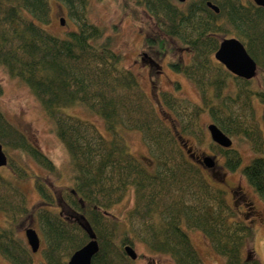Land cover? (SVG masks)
I'll use <instances>...</instances> for the list:
<instances>
[{
	"label": "trees",
	"instance_id": "1",
	"mask_svg": "<svg viewBox=\"0 0 264 264\" xmlns=\"http://www.w3.org/2000/svg\"><path fill=\"white\" fill-rule=\"evenodd\" d=\"M58 1L76 23L69 38L55 36L41 25L51 21L50 0H0V66L27 85L42 104L76 172L72 186L55 191L45 178L8 156L7 168L17 184L34 179L43 202L37 213L46 243L40 264H68L73 253L91 240L85 226L65 218L59 207L82 216L95 233L99 251L92 264H133L125 246L137 242L153 253L170 256L174 264H204L188 229L202 231L225 264H261L257 257L244 255L254 237L253 227L236 218L225 190L208 180L202 160L189 157L176 134L204 142L198 119L208 111L227 135L250 142L256 156L242 175L256 194L264 195V135L254 104L255 98L264 104V89L251 87L255 77H238L214 59L222 39L237 37L256 60V75L264 88V6L255 1L190 0L182 8L178 0H122L123 10L135 21L146 13L190 50L189 63L172 67L196 84L201 105L188 108L184 99L162 92L163 104L179 122L170 126L135 73L122 65V54L109 41H99L104 30L90 21L89 1ZM231 79L234 88L229 90ZM75 105L99 116L107 134L92 121L64 110ZM126 130L141 132L153 168L131 152ZM0 141L6 153L19 149L60 174L52 159L1 108ZM214 145L225 156V167L236 172L243 161L239 151ZM17 184L0 172V210L8 219V226L0 229V255L11 264H34L30 245L18 236L30 208ZM130 194L134 198L128 216L131 229L119 242L121 219L111 210ZM251 252L255 255L254 249Z\"/></svg>",
	"mask_w": 264,
	"mask_h": 264
},
{
	"label": "rangeland",
	"instance_id": "2",
	"mask_svg": "<svg viewBox=\"0 0 264 264\" xmlns=\"http://www.w3.org/2000/svg\"><path fill=\"white\" fill-rule=\"evenodd\" d=\"M88 17L91 22L101 26L104 35L100 42L109 41L111 47L123 56L122 65L133 71L146 91L151 101L156 106L161 117L170 125L178 124L177 115L169 110L162 102L161 93L171 92L175 96L187 101L188 108L197 104L201 105V96L196 84L183 73L177 72L171 66L173 63L187 64L191 60L190 50L177 38L169 36L143 12L140 21H135L127 15L122 7V0H88ZM185 2H179L182 8ZM254 0H242L244 4ZM52 15L48 24H41L51 34L60 38H69L71 31L76 29L75 20L69 15L66 6L58 0H50ZM65 19V24L61 22ZM147 56H144V55ZM145 58H153L161 66L162 72L155 64H149ZM217 63H220L215 57ZM153 81V82H152ZM229 90L234 88V81L230 80ZM263 80L256 75L252 82V88L262 90ZM0 108L5 116L17 126L27 138L43 153H45L56 164L59 175L51 173L44 168L33 157L19 149H8L9 157H14L26 170L33 175H39L46 179L55 191H60L63 186H72L75 170L71 157L64 144L57 137L52 121L45 112L42 104L32 93L30 88L17 78L11 77L3 66H0ZM256 117L264 135V104L254 99ZM192 108H190L191 110ZM68 114L92 121L104 133L103 120L90 112L86 107L75 105L64 109ZM174 119H176L174 121ZM199 126L205 133V141L201 142L193 135L180 136L181 144L189 157L194 160H202L204 156H212L218 166L215 168H204L208 180L226 192L229 204L235 210L236 218L249 223L254 229V237L250 240L244 252L249 253L251 258L257 257L264 264V195L256 194L242 175V169L251 163L256 153L250 142L241 137H233L232 149L239 151L243 157L242 165L236 172H231L225 167V156L220 154L210 135L209 124L216 123L208 111H202ZM125 138L131 152L151 168L154 160L149 153L148 147L143 140L140 131L126 130ZM0 172L8 179L17 184L14 175L7 166L0 167ZM27 195L30 214L21 225L18 236L28 243L25 230L35 228L41 237V246L34 253V264H40L43 259V247L46 245L38 218V210L43 206L41 197L35 188L34 179L19 181L17 184ZM134 205L133 195L130 194L124 201L115 205L111 212L121 219L118 230V241L120 242L131 225L128 221L130 210ZM59 211L69 220H77L86 229L89 224L84 218L71 209L62 207ZM8 226V219L0 210V229ZM188 233L195 247L203 258L204 264H225V259L217 253L211 242L200 230H189ZM138 258L133 264H174L172 258L165 254L153 253L144 243L137 242L133 245ZM254 249L255 255L252 251ZM0 264H11L0 255Z\"/></svg>",
	"mask_w": 264,
	"mask_h": 264
},
{
	"label": "water",
	"instance_id": "3",
	"mask_svg": "<svg viewBox=\"0 0 264 264\" xmlns=\"http://www.w3.org/2000/svg\"><path fill=\"white\" fill-rule=\"evenodd\" d=\"M184 2L186 0H178ZM258 5L264 6V0H254ZM208 6L219 12V8L212 2H208ZM61 22L65 24V19ZM215 58L225 65L231 73L244 79H252L256 76L258 71V64L256 60L249 54L243 42L237 37L224 38L220 42L218 50L215 52ZM212 140L225 148H231L233 140L227 135L216 123H211L208 126ZM203 164L207 168H213L216 164L215 159L210 156H204ZM8 165V156L0 141V167ZM91 240L83 247L73 253L68 261V264H92L93 258L99 251V242L95 233L89 226L87 229ZM28 244L33 253L39 251L41 246V237L35 228H27L25 230ZM125 251L132 260L138 258V254L132 245H126Z\"/></svg>",
	"mask_w": 264,
	"mask_h": 264
},
{
	"label": "flooded vegetation",
	"instance_id": "4",
	"mask_svg": "<svg viewBox=\"0 0 264 264\" xmlns=\"http://www.w3.org/2000/svg\"><path fill=\"white\" fill-rule=\"evenodd\" d=\"M144 56H147L146 54L144 55ZM148 62H149V64H155L156 66H158V68L160 69V71L159 72H162V70H161V68H162V66L156 61V60H154L153 58H145ZM178 62H176V63H174V64H177ZM173 65V63L171 64V66ZM223 66L225 67V65L223 64ZM173 68V67H172ZM174 69V68H173ZM153 82V81H152ZM218 166V163H216L215 164V166L213 167V168H215V167H217Z\"/></svg>",
	"mask_w": 264,
	"mask_h": 264
}]
</instances>
